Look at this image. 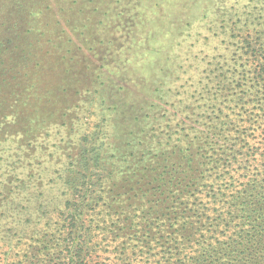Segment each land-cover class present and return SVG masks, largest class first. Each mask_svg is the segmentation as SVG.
<instances>
[{"label": "trees", "instance_id": "obj_1", "mask_svg": "<svg viewBox=\"0 0 264 264\" xmlns=\"http://www.w3.org/2000/svg\"><path fill=\"white\" fill-rule=\"evenodd\" d=\"M127 1L130 0L113 1V5L125 8L123 4H130ZM211 2L214 1L209 6ZM258 3L252 8L254 13L244 16L243 21L242 16L228 14L230 30L226 33H233L238 23L239 31L256 25V42H262L246 39L240 43L247 55L245 59L241 57L245 66L241 67L243 86L238 81L235 87L240 93L230 95L221 89L212 92L205 86L201 90L207 88L208 97H200L192 104H183L182 99L170 102L166 100L169 97L161 96V108H167L166 113H161V131L157 119L142 108L148 105L152 110L150 102L132 103L125 108L124 104H108L106 99L109 101L110 97L103 93L124 92L123 97L128 99L130 91L140 85V80L136 82L133 77L161 62V66L172 68L170 80L161 83V93L176 96L171 85L178 81L174 57L177 54L176 49L175 55L169 49L177 43H146L143 47H136L139 43H120L117 57L110 48L119 43H82L86 50H76L82 52V60L81 55L75 63L74 57L69 56L68 67L67 63L60 67L56 61H48L46 68L54 76L53 79L50 75L52 81L48 85L60 80L58 87L66 85L71 96L91 90L96 93L102 88L97 103L101 116L93 125L96 129L84 134L75 151L67 149L60 154L62 165L52 167L53 171L36 175L31 163L25 165V159L32 157L30 150H25L24 159L7 157L8 168L0 174V264H15L13 252L21 244L26 250L24 264H264V0ZM105 4L101 2L100 7ZM156 6L128 7L127 12L117 13L116 17L121 18L120 31L125 30L123 22L133 18L134 10L148 13ZM185 10L191 13L187 16L192 21L197 20V5ZM162 16H167L165 10ZM167 20L162 34L170 39L176 24L185 20ZM224 28L217 27L215 34L220 35ZM63 52H73L70 44L63 47ZM23 61L24 65L26 59ZM93 67L98 70L94 75ZM164 73L167 74L166 69ZM40 79L32 80L38 85ZM31 82L18 79L15 89L4 94L6 101L0 99V121L8 116L14 120L9 125L0 122V150L9 131L20 136L19 143L51 124L71 126L65 121L58 123L73 106L67 105L65 96L62 103L50 102L51 109H35V101L46 98L48 93L51 96L55 84L42 89L43 96H36L41 92ZM180 89L177 95L182 94ZM26 90L33 92L18 95ZM203 102L215 104L208 108ZM224 107L229 113L226 120L234 117L235 121L220 119ZM45 110L50 114L46 121L36 123V130L25 126V114L31 118L47 113L41 112ZM204 119V129L197 135L195 131ZM148 122L155 125L147 128ZM101 123L110 130L106 135L101 133L103 140L96 142ZM67 142L71 145L73 141L66 136L64 144ZM159 148L161 152L157 154ZM2 160L0 156V169ZM146 161L149 172L154 173L152 179L134 184L131 178L140 170L138 164ZM54 180L60 184L61 198L67 195L69 199L50 196L49 183ZM79 182L93 190L87 191L90 197L104 192V187L108 191L105 196L77 199ZM144 186L151 189L143 193ZM148 194L152 199H140Z\"/></svg>", "mask_w": 264, "mask_h": 264}, {"label": "rangeland", "instance_id": "obj_2", "mask_svg": "<svg viewBox=\"0 0 264 264\" xmlns=\"http://www.w3.org/2000/svg\"><path fill=\"white\" fill-rule=\"evenodd\" d=\"M113 1L119 0H0V99L3 98L6 101L4 94L15 89V83L18 79L25 81L31 79V83L36 88L39 87L37 92H41V94H36V96H43L45 92L42 89L53 87L55 84L53 88L55 91H51V96L48 93L46 98H41V101H35V109L41 110L44 107L51 109L48 106L49 103L53 100H58V103H62L64 96L69 101L67 105H73L67 111V113H70L65 118L58 120V123H64V121L67 124L70 123V128L69 126L58 127L56 124H51L41 129L35 135L24 137L19 143L17 142L20 136L9 131L1 141L0 156L3 160L0 174L8 168L7 157L11 160L16 158V156L17 158L24 159L26 157L25 150H30V154L32 155V157L25 159V165L31 163L33 165L31 168L35 169L36 175L53 171L52 167L56 168L62 165L63 158L60 154H63L67 149L75 151V145L79 140L84 138V134H89V131L91 132L94 128L96 129L93 125L96 122L98 123L101 116L97 103L100 101L102 88H99V91L96 90V93L94 90H91L90 93L79 92L78 95L71 96L70 93L68 95V87L66 85L58 87L61 84L60 80H54L53 85H48L52 81L50 75L53 76V73L49 72V69L46 68L49 63L48 61L52 59L60 67L63 63H67L66 67H68L71 64L67 61L71 58L69 56L74 57L75 63L78 58H81V55L82 60L84 57L82 52L76 51L78 48L86 50L82 43H119L111 45L110 48L111 50L114 49L115 57H117L118 53L116 52H119L122 43H139L136 47H143L146 43H152V45L177 43L173 45L172 50L169 49L174 55V50L176 49L177 56H172L178 60H176L175 64V80L178 79V81L174 80L175 82L171 86H174L176 92L180 87L182 94L177 95L174 91L176 96H174L175 98H171L169 94L161 93V83L170 80L172 77V72H170L172 68L166 65L161 66V62L150 67L148 66L140 74H136L133 77L136 82L138 79L140 80L138 82L140 84L139 87H134V90H137L139 93L130 91L127 95L128 99L123 97L124 92L116 93L115 91H110V93H103L108 94L110 97L109 101L106 99L108 104H124L125 108L131 107L132 103L133 105H140L141 102H150L149 104L154 106L152 110L149 109L148 105L142 106V108L148 109V113L157 119V126L160 127L159 131H161V113L162 111L167 112V108H161V96H164L163 99L165 96L169 97L170 99L166 100L170 102L182 99L183 104H192L194 100L200 97H208L207 88L212 92L221 89L228 90L224 92L226 94L231 93L234 95L235 91L240 93L239 89L235 87H237L239 82L243 86L241 67L245 68V66H242V63H244L243 59L247 56L244 54L245 49H243L240 43H245L246 39L251 43L262 42L260 40L256 42L257 32L259 31V27L256 25H248V27L243 28L244 30L239 31L241 30V24L238 23L233 33H226V31L229 32L230 30L227 26L228 14L231 12L232 14L242 16V20L250 12L254 13L252 8L256 5L259 6L258 1L261 0H210L214 1L211 2V6H209V0H130L131 2L127 1L130 4H123L125 8H121L122 5L120 4L118 6L113 5ZM101 2L106 3L103 8L100 7ZM145 2L147 4H144ZM141 3L144 5H140ZM156 4L157 9L154 8L148 13L145 10H134L133 18L127 17L128 21L123 22L125 30L123 32L120 31L118 20L121 18L118 19L116 17L117 13L122 11L127 12L130 10L128 7H147L149 5L152 8ZM193 4L194 7L198 6L200 13L197 14V20L192 21V17L187 16L191 15V13L185 9H190ZM164 10L167 15L166 17L162 16ZM241 12L244 14L239 15ZM167 17H181L185 20L180 25L176 24V31H174V34L171 31L172 36L170 39L165 38L162 34L163 26L165 25L164 21L167 20ZM88 18L92 19V21L88 22ZM187 21H190V23ZM135 24L140 27L137 28ZM185 25L188 26L185 27ZM222 26H225L224 31L219 32L220 35L215 34L217 27L221 28ZM179 31H182V33H179ZM60 43L66 46V48L70 44L73 52L71 54L65 52L64 55V46H60ZM57 48L60 50L57 51ZM158 48H160L161 52V46ZM77 53H80V55H76ZM83 53H86V51ZM24 58L26 61L23 65ZM233 59L236 60V62L234 61L235 63L232 62ZM98 65L99 63H97ZM230 65H233V68ZM165 69L167 74L164 73ZM246 69L249 68L246 67ZM97 71L94 68L91 73L94 75ZM40 77L42 81L40 79L37 85V82L33 80ZM24 85H26V82ZM125 85L126 83H124V87ZM205 86L207 88L201 90ZM230 88H232L231 91H229ZM195 90L197 91L194 93ZM29 92L33 91H20L18 95H27L26 93ZM199 92H202L200 96ZM191 94L194 95L193 99H190ZM115 96H118V99H115ZM153 96L156 97L154 101L152 100ZM203 103H207L208 108L212 104H215L214 102ZM185 106L187 105H183V107ZM225 110L226 108L223 111ZM41 112L47 113L33 114L34 117L31 118H28V113L25 114L26 120L24 123L28 129L34 128L36 130V123L46 121L45 119L48 118L50 111L45 110ZM227 114H229L228 111H225L220 116V119L226 120ZM122 120L125 121V117ZM235 120L234 117H230V120L228 119L226 122H233ZM12 121H14L13 118L8 116L0 122L1 124L9 125ZM205 121L206 119L201 120L197 131H195L197 135L201 134L200 131L204 129L203 122ZM153 125H155L154 122H148L146 127L148 128ZM123 127V123H121V128L123 129ZM98 130L101 132L95 138L96 142L103 140L101 133L106 135V132L109 133L110 127L103 124ZM66 136L73 141L71 145L68 142L64 144ZM26 145L29 146L28 149H26ZM39 150L41 154L38 153ZM160 152L161 148L156 151L157 154H160ZM148 165L149 161L138 164L140 170L137 171L135 177L131 178L134 184L138 183L139 180L147 181V178L152 179L154 173L149 172L151 168ZM47 166L51 168L46 170ZM46 179L48 180V178ZM82 183L79 182L77 184V199L105 196V193L108 191V187H104V192L100 191L101 193L92 194L90 197L87 193L89 188L86 186L85 188L83 185L80 186ZM49 185L52 188L49 191L50 196H53L55 199H69L67 195H63L61 198V188L58 181L54 180ZM147 189H151V187L144 186L143 193ZM140 199L152 198L148 194L146 198ZM25 254L26 250H24V245L21 244L14 250L12 260L15 264H24Z\"/></svg>", "mask_w": 264, "mask_h": 264}]
</instances>
